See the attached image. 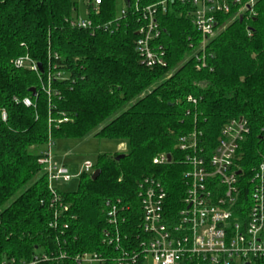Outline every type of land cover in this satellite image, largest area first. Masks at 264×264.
<instances>
[{"label": "trees", "instance_id": "trees-1", "mask_svg": "<svg viewBox=\"0 0 264 264\" xmlns=\"http://www.w3.org/2000/svg\"><path fill=\"white\" fill-rule=\"evenodd\" d=\"M86 1L92 27L84 30L70 25L71 0H0V264H79L85 255L149 264L139 187L161 182L176 217L189 170L183 139L213 153L227 125L244 119L249 132L234 166L247 203L264 165V0L237 17L236 5L217 16L204 66L190 0ZM153 6L160 36L151 46L166 66L149 68L137 43ZM25 57L42 72L17 68ZM89 135L125 140L130 151L101 156L75 192L57 190L39 161L57 140ZM163 155L171 161L154 164ZM108 203L117 205L116 225Z\"/></svg>", "mask_w": 264, "mask_h": 264}, {"label": "built area", "instance_id": "built-area-1", "mask_svg": "<svg viewBox=\"0 0 264 264\" xmlns=\"http://www.w3.org/2000/svg\"><path fill=\"white\" fill-rule=\"evenodd\" d=\"M257 1L190 0L196 7L194 25L202 35L200 54L196 56L201 65H205L208 42L217 33V16L228 15L231 6L236 5L238 11L234 17H237L251 9ZM144 11L149 24L139 32L137 50L147 67H164V53H156L151 46L152 41L160 36L154 20L155 6ZM70 25L84 30L92 27L91 22L80 20H72ZM14 64L17 68L29 67L39 72L38 64L28 57L19 58ZM51 80L49 75V84L45 88L48 95L51 93ZM24 104L31 106V101L25 99ZM3 119L6 120L5 114ZM248 132L244 119L230 122L213 153L199 149L197 141L183 139L180 150L187 153L189 170L184 177L186 191L182 207L176 217L166 212L167 194L162 183L152 178L142 181L139 196L142 199L143 231L149 237L144 252L145 261L149 264H185L194 260L209 264H264V165L251 180L255 186L248 203L240 199L238 172L234 166L240 143ZM153 162L163 165L168 163V158L163 155ZM39 163L47 171L50 182L71 180L66 167L58 168L54 164L51 153ZM92 169L91 163L85 164L84 171ZM107 206L109 223L116 225L117 205L108 203ZM58 213L57 210L56 216ZM77 259L79 264H97L100 260L96 255ZM38 263L39 260L35 259L29 264Z\"/></svg>", "mask_w": 264, "mask_h": 264}, {"label": "rangeland", "instance_id": "rangeland-1", "mask_svg": "<svg viewBox=\"0 0 264 264\" xmlns=\"http://www.w3.org/2000/svg\"><path fill=\"white\" fill-rule=\"evenodd\" d=\"M71 1L77 6L73 19L89 22L87 1ZM121 10L122 5L118 4L117 11L120 13ZM129 151V144L125 140L98 138L94 135L83 139L57 140L51 150L53 162L58 168L66 167L71 180L69 182L61 180L59 183H54V187L64 193L75 192L78 189L79 176L84 171L85 164L91 163L95 167L103 155L110 156L116 153L124 155Z\"/></svg>", "mask_w": 264, "mask_h": 264}, {"label": "water", "instance_id": "water-1", "mask_svg": "<svg viewBox=\"0 0 264 264\" xmlns=\"http://www.w3.org/2000/svg\"><path fill=\"white\" fill-rule=\"evenodd\" d=\"M38 67H39V70L42 72V67H41V65H38ZM31 91L34 92V89H32ZM121 158H122V156H119V157H117V160L119 161ZM167 158H168V162H170V161H171V155H168ZM99 175H100V170L95 171V172L92 174V179H93V180H96V179L99 177ZM248 264H249V263H248Z\"/></svg>", "mask_w": 264, "mask_h": 264}]
</instances>
